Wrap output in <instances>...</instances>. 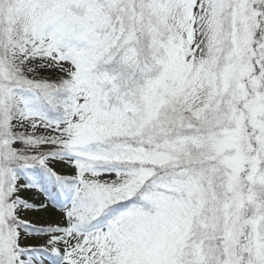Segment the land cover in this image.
<instances>
[{
  "label": "snow or ice",
  "instance_id": "snow-or-ice-1",
  "mask_svg": "<svg viewBox=\"0 0 264 264\" xmlns=\"http://www.w3.org/2000/svg\"><path fill=\"white\" fill-rule=\"evenodd\" d=\"M0 264H264V0H0Z\"/></svg>",
  "mask_w": 264,
  "mask_h": 264
}]
</instances>
